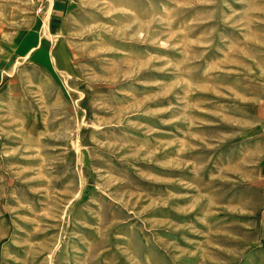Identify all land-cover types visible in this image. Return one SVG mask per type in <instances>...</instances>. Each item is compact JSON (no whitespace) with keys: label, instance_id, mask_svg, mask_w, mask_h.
I'll use <instances>...</instances> for the list:
<instances>
[{"label":"rangeland","instance_id":"1","mask_svg":"<svg viewBox=\"0 0 264 264\" xmlns=\"http://www.w3.org/2000/svg\"><path fill=\"white\" fill-rule=\"evenodd\" d=\"M0 264H264V0H0Z\"/></svg>","mask_w":264,"mask_h":264}]
</instances>
